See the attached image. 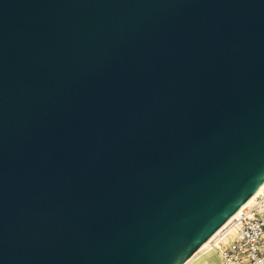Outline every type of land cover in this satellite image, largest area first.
Listing matches in <instances>:
<instances>
[{"label":"water","instance_id":"water-1","mask_svg":"<svg viewBox=\"0 0 264 264\" xmlns=\"http://www.w3.org/2000/svg\"><path fill=\"white\" fill-rule=\"evenodd\" d=\"M264 181V0H0V264H181Z\"/></svg>","mask_w":264,"mask_h":264},{"label":"built area","instance_id":"built-area-1","mask_svg":"<svg viewBox=\"0 0 264 264\" xmlns=\"http://www.w3.org/2000/svg\"><path fill=\"white\" fill-rule=\"evenodd\" d=\"M256 190L251 203L236 211L211 240L217 264H264V181ZM229 228H234L232 235Z\"/></svg>","mask_w":264,"mask_h":264},{"label":"bare ground","instance_id":"bare-ground-1","mask_svg":"<svg viewBox=\"0 0 264 264\" xmlns=\"http://www.w3.org/2000/svg\"><path fill=\"white\" fill-rule=\"evenodd\" d=\"M257 193V190H255L249 197L248 199L239 207V209L237 210V212L239 210H241L242 208H244L245 206L249 205L252 201V199L254 198L255 194ZM232 217L228 218L220 227H218L207 239H205L202 244L191 254L189 255L181 264H190V262L192 260H194V257L202 252L203 250H206L207 248H210V246L212 245L211 240L217 235L220 234V231L222 230V228L226 227L227 224L229 223L230 219ZM234 233V228H229L227 234L228 235H232ZM226 234V235H227ZM224 235V236H226ZM225 238V237H224Z\"/></svg>","mask_w":264,"mask_h":264},{"label":"rangeland","instance_id":"rangeland-1","mask_svg":"<svg viewBox=\"0 0 264 264\" xmlns=\"http://www.w3.org/2000/svg\"><path fill=\"white\" fill-rule=\"evenodd\" d=\"M224 242L227 241L226 237L223 239ZM217 254L215 253V249L210 246L206 250L198 253L194 260L190 262V264H217Z\"/></svg>","mask_w":264,"mask_h":264}]
</instances>
